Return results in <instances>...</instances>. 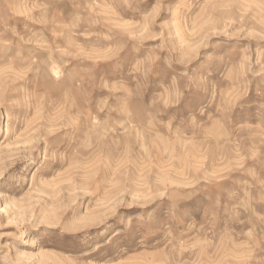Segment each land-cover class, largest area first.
<instances>
[{
	"label": "rangeland",
	"instance_id": "rangeland-1",
	"mask_svg": "<svg viewBox=\"0 0 264 264\" xmlns=\"http://www.w3.org/2000/svg\"><path fill=\"white\" fill-rule=\"evenodd\" d=\"M0 264H264V0H0Z\"/></svg>",
	"mask_w": 264,
	"mask_h": 264
}]
</instances>
